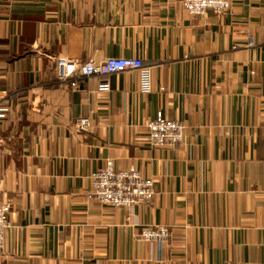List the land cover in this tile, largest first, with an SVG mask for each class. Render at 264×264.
I'll list each match as a JSON object with an SVG mask.
<instances>
[{
  "label": "crops",
  "instance_id": "obj_1",
  "mask_svg": "<svg viewBox=\"0 0 264 264\" xmlns=\"http://www.w3.org/2000/svg\"><path fill=\"white\" fill-rule=\"evenodd\" d=\"M57 57L139 59L149 90L138 71L58 86ZM0 100L9 264H264V0L205 19L179 0H0ZM157 112L180 142L147 146ZM107 160L150 177L151 199L89 200ZM153 225L165 243L137 238Z\"/></svg>",
  "mask_w": 264,
  "mask_h": 264
},
{
  "label": "built area",
  "instance_id": "obj_2",
  "mask_svg": "<svg viewBox=\"0 0 264 264\" xmlns=\"http://www.w3.org/2000/svg\"><path fill=\"white\" fill-rule=\"evenodd\" d=\"M234 0H179L182 9L192 17L205 19L207 12L219 15L225 13ZM251 42L248 39L247 46ZM55 82L58 86L73 88L76 82L89 77L99 79L100 89L106 88V77L125 71H138L140 90L147 92L149 84L147 68L136 58H107L94 62L85 60L75 64L61 57L55 58ZM7 109L1 106L0 119ZM89 122L86 118H78L73 123L76 133H86ZM183 125L177 120H168L157 112L154 118L145 125L146 144L149 148L171 147L182 140ZM90 189L87 194L89 200L110 208L129 209L137 204L148 202L153 195V183L150 177L140 175L134 168L113 170L111 161L107 160L104 166L92 172L89 176ZM9 206L0 204V264H9L4 250V232L9 227ZM137 238L145 243L161 245L168 238V230L163 225L144 226L137 234Z\"/></svg>",
  "mask_w": 264,
  "mask_h": 264
}]
</instances>
